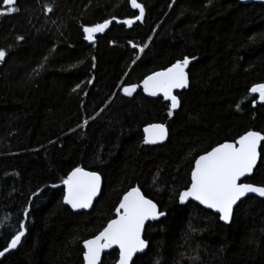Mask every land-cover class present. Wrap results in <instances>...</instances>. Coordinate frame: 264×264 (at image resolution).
<instances>
[{"label": "trees", "instance_id": "1", "mask_svg": "<svg viewBox=\"0 0 264 264\" xmlns=\"http://www.w3.org/2000/svg\"><path fill=\"white\" fill-rule=\"evenodd\" d=\"M137 2L142 20L113 23L90 44L85 27L138 16L129 0H17L18 11L0 15V251L25 232L0 264H84L83 242L133 188L166 213L146 226L147 251L135 264H264V200L247 197L223 225L177 195L200 155L248 131L264 134V102L250 91L264 84V5ZM184 57L189 86L169 117L171 103L141 85ZM157 123L166 143L142 145L143 129ZM77 167L102 179L89 212L63 204V180ZM244 182L264 186V141ZM117 259L112 251L102 264Z\"/></svg>", "mask_w": 264, "mask_h": 264}, {"label": "snow or ice", "instance_id": "2", "mask_svg": "<svg viewBox=\"0 0 264 264\" xmlns=\"http://www.w3.org/2000/svg\"><path fill=\"white\" fill-rule=\"evenodd\" d=\"M3 3L6 6L14 5L15 0H3ZM131 6L139 9V16L136 19L142 20L144 7L137 0H131ZM52 10L51 7L47 9L48 12ZM16 11L18 9L13 6L8 8L7 13L0 12V15L12 14ZM123 23L131 27L134 21L124 20ZM110 24L111 20L97 24L95 27H85L83 29L86 34L85 39L92 41L94 33L103 32ZM18 39L23 40V37ZM132 46L136 47L135 44ZM139 51L142 53L144 47H141ZM6 56L7 52L0 50V62H4ZM190 62L188 57H184L166 70L155 72L143 81V90L147 95L155 97L162 94L165 100L171 102L167 113L169 117L180 106L173 91L189 86V78L185 70ZM35 71L38 73L39 69ZM123 91L126 96H131L136 91V86L125 87ZM250 91L258 93L260 101L264 102V84L256 85ZM144 132L145 144L160 143L168 136V130L162 123L152 124L146 127ZM262 141H264V134L248 131L234 143L221 144L206 154L200 155L195 160L191 171L190 187L177 193L179 203L184 204L188 200L197 201L205 208L219 213V218L228 223L231 221L234 205L241 198L249 193L264 197V186L241 182V178L251 175L256 167L260 155L258 148ZM100 182L101 177L95 172L84 171L80 167L75 168L63 180L66 187L63 203L70 205L73 210L90 208L99 193ZM25 215L27 216V213ZM164 215L166 213L158 210L157 204L146 198L139 188H133L123 196L116 208V218L111 219L94 238L83 242L84 264H102V254L113 249H118L116 264H135L134 257L148 247L146 239L142 238L147 222L159 220ZM20 227L23 229L24 225ZM24 235V231L14 235L7 247L0 251V257L15 249Z\"/></svg>", "mask_w": 264, "mask_h": 264}, {"label": "water", "instance_id": "3", "mask_svg": "<svg viewBox=\"0 0 264 264\" xmlns=\"http://www.w3.org/2000/svg\"><path fill=\"white\" fill-rule=\"evenodd\" d=\"M16 1H17V0H15V4H16ZM129 1H130V5H131V0H129ZM236 1H238L239 3L244 4V5H248V4H260V5H264V0H236ZM15 4H14V5H15ZM14 5H7V6H6V5L3 3V8H4V9H8V8H10V7H13ZM131 7H132V6H131ZM132 8H133V7H132ZM133 9H134L135 11L138 12V16H139V9H135V8H133ZM109 20H111V24L115 23V24H121V25H125V26H127L126 24L123 23L124 20H118V19H115V18H113V19H109ZM109 20H107V21H109ZM130 20H133L134 23H136L137 21H140V20H137L136 18H135V19H130ZM117 21H119V23H118ZM103 23H104V22H103ZM134 23H133V24H134ZM111 24H110V25H111ZM110 25H109V27H110ZM109 27H108V28H109ZM108 28H107V29H108ZM107 29H105L103 32L94 33V34H93V40H92V41H89V40L86 39V41H87L89 44H90V43H93V42L95 41L96 36H98V35L104 33ZM185 71H186V70H185ZM183 90H184V89H175V90L173 91V94L176 95V93H179V92H181V91H183ZM254 94L259 95L258 93H254ZM158 96L163 97L162 94H161V95H158ZM164 100H165V99H164ZM165 101H167V100H165ZM167 102L171 103L170 101H167ZM258 103H261L260 98H259ZM149 126H150V125H148V126H146V127H149ZM146 127H145V128H146ZM145 128H144V129H145ZM144 129H143V142H142V145H144V146H148V147H155V146H161V145H164V144L166 143V141H167V139H168V136H167V138H166L165 140H163V141L160 142V143H156V144H145V143H144V139H145V135H146V134H145V132H144ZM258 133H259V132H258ZM245 134H246V133H245ZM245 134H243V135H245ZM240 137H241V136H240ZM240 137H239V138H240ZM239 138H237L236 140H238ZM234 142H235V141H234ZM234 142H224V143H234ZM262 142H263V141H262ZM262 142H261V144H262ZM224 143H222V144H224ZM220 145H221V144H220ZM220 145H218V146H220ZM218 146H216V147H218ZM260 148H261V146H260ZM260 148H258V152H259V153H260ZM210 151H211V150H210ZM198 158H199V157H198ZM198 158H197V159H198ZM259 160H260V155H259V157H258L256 167L258 166ZM194 165H195V162H194V164H193V168H194ZM256 167L253 169V172H252L251 175H248V176L242 177V178H241V182H244L246 179L251 178L252 175H253V173H254V170L256 169ZM193 168H192V170H193ZM84 171H86V170H84ZM89 172H90V171H89ZM96 174H97V173H96ZM97 175H99V174H97ZM99 176H100V175H99ZM190 182H191V173H190ZM246 183H247V182H246ZM250 184H251V183H250ZM252 185H253V184H252ZM254 186H257V185H254ZM188 187H190V184H189ZM63 189H64V195H65V194H66V187H65L64 184H63ZM101 190H102V179H101V182H100V190H99V193L97 194V196H96L95 199L93 200L92 206H91L90 208H88V209H78V210H73V209L71 208L70 205H66V204H64V203H63V204H64L65 206H67V207H68L72 212H74V213L89 212V211L92 209V207H93L95 201L100 197V195H101ZM131 190H132V189L128 190L127 192H129V191H131ZM127 192H126L125 194H127ZM125 194H124V195H125ZM124 195H123V196H124ZM123 196L121 197L120 201L122 200ZM253 196H254V197H257V198H259V199H261V200H264V197H260V196L256 195L255 193H249V194H247L245 197L241 198V200L238 201L236 205H234V207H233V212H234V209L238 206V204H239L241 201H243V200L246 199L247 197H253ZM63 197H64V196H63ZM120 201H119V203H120ZM119 203H118V205L116 206V208L119 206ZM188 203H194V204L198 205L199 207L205 209L206 211L211 212L212 214L216 215V216L219 218V215H220L219 213H216L214 210H211V209H207V208H205L203 205H200L199 202H197V201L188 200V201H186L184 204H180V203H179V199H178V204H179L180 206H185V205H187ZM116 208H115V211H114V218H116ZM158 210H159V208H158ZM165 217H166V215L161 216L159 220L164 219ZM114 218H113V219H114ZM232 218H233V214H232ZM232 218H231V221H232ZM159 220L149 221V222H147L146 226H147L148 224H152V223L158 222ZM219 221H220L223 225H229V224L231 223V221L228 222V223H226V222L222 221L220 218H219ZM143 236H144V234H143ZM143 236H142V238H143ZM93 238H94V237H93ZM91 239H92V238H91ZM84 251H85V249H84ZM112 251H117V252H118V249L108 250L106 253L102 254V259H103V256H105V255L111 253ZM146 251H147V248H146L142 253H138L137 256H139V255H143ZM137 256H136V257H137ZM136 257H134V259H135ZM117 260H118V259H117ZM83 262H84V260H83ZM116 262H117V261H116ZM115 264H116V263H115Z\"/></svg>", "mask_w": 264, "mask_h": 264}, {"label": "rangeland", "instance_id": "4", "mask_svg": "<svg viewBox=\"0 0 264 264\" xmlns=\"http://www.w3.org/2000/svg\"><path fill=\"white\" fill-rule=\"evenodd\" d=\"M1 63H2V62H0V66H1ZM141 88L143 89V84L141 85ZM123 92H124V91H123ZM145 93H146V92H145ZM146 94H147V93H146Z\"/></svg>", "mask_w": 264, "mask_h": 264}]
</instances>
